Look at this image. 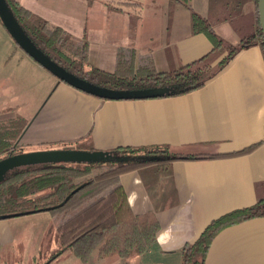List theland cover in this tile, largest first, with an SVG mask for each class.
<instances>
[{
	"label": "crops",
	"instance_id": "0c3cea01",
	"mask_svg": "<svg viewBox=\"0 0 264 264\" xmlns=\"http://www.w3.org/2000/svg\"><path fill=\"white\" fill-rule=\"evenodd\" d=\"M18 1L73 35H86L90 60L106 71H113L120 47L142 54L151 50L155 63L159 54L164 61V67H157L160 71L188 65L214 50L208 35L192 34L191 10L173 0H137L142 6L138 12L128 2ZM255 5V0H190V7L232 45L255 32ZM153 41L159 45L152 47ZM6 58L3 67L12 65V55ZM20 65L40 74L49 87L45 100L25 114L26 106L14 105L18 96L7 95L10 76L0 79V111H14L28 122L18 142L27 152L63 149L76 142L102 152L168 145L183 152L218 154L257 145L236 157L176 161L168 175L151 169L123 174L132 211L153 213L159 225L152 250L131 258L132 263L182 264L181 250L214 220L264 197V56L259 46L239 51L202 88L148 99H101L59 82L30 57L21 56L16 67ZM9 220H0V242L5 245L20 239ZM104 259L123 262L118 256ZM205 264H264V217L222 229Z\"/></svg>",
	"mask_w": 264,
	"mask_h": 264
},
{
	"label": "trees",
	"instance_id": "16d2710c",
	"mask_svg": "<svg viewBox=\"0 0 264 264\" xmlns=\"http://www.w3.org/2000/svg\"><path fill=\"white\" fill-rule=\"evenodd\" d=\"M6 1L26 35L48 58L66 71L112 90H163L164 95L158 97L186 94L202 88L241 50L259 46L264 56L258 0H255L256 30L237 45L225 44L209 20L190 7V0H173L191 10L192 34L208 35L214 50L193 63L170 71L158 70L151 50L142 54L131 47L118 49L113 71L92 66L90 41L86 35H73L39 17L18 0ZM133 1L134 4L132 0H105L110 6L115 2H128L130 9L138 12L142 6L136 3L137 0ZM27 126L28 122L19 115L11 120H0V161L31 152L18 146ZM256 147L253 145L231 154L183 152L168 145L118 148L108 153L128 157L129 161L53 163L16 169L0 182V220L18 214L51 212L57 224L60 248H70L81 263L86 264L97 250L100 259L118 256L122 264H134L131 258L152 250L159 225L153 213L140 215L132 211L121 182L123 174L151 169L168 175L176 161L236 157ZM53 150L95 151L77 142ZM259 217H264V197L253 206L234 210L214 220L195 242L181 250L182 264H205L210 245L222 229Z\"/></svg>",
	"mask_w": 264,
	"mask_h": 264
},
{
	"label": "rangeland",
	"instance_id": "374dc122",
	"mask_svg": "<svg viewBox=\"0 0 264 264\" xmlns=\"http://www.w3.org/2000/svg\"><path fill=\"white\" fill-rule=\"evenodd\" d=\"M253 17L252 13L249 14V18ZM225 44L228 43L225 42ZM157 45L159 43L154 42L152 47ZM11 55L12 65L3 67L7 60L6 57L11 58ZM21 56L29 58L0 23V79L10 76L7 77V81L11 88L7 95L9 97L17 95L18 97L13 100L14 105L26 106L27 110L24 113L30 114L34 107L36 108L39 103L45 100L44 94L48 85L40 74L39 76L34 74V71L28 69L26 65L16 67ZM157 57L156 65L161 69L164 67V61L159 57V54ZM90 64L98 67V63L94 59L90 60ZM9 112L0 111V120H11L17 117L14 111ZM9 221H12V227H16L14 235H18L20 239L10 245L0 242V264H83L74 256L70 248H60L56 232L57 224L51 212L15 217ZM24 237H27L26 240ZM90 258L87 264H115L114 259H99L97 251Z\"/></svg>",
	"mask_w": 264,
	"mask_h": 264
},
{
	"label": "water",
	"instance_id": "95a60500",
	"mask_svg": "<svg viewBox=\"0 0 264 264\" xmlns=\"http://www.w3.org/2000/svg\"><path fill=\"white\" fill-rule=\"evenodd\" d=\"M258 11L259 21L264 37V0H258ZM0 20L8 34L25 54H27L45 70L50 72L58 80L74 87L77 90L106 100L157 98L158 96H162L165 93L163 90L159 89L145 91H120L93 84L83 78L76 76L75 74L66 71L64 68L48 58L26 35L14 17V14L12 13L6 0H0ZM113 160L122 162L129 161V158L102 151L86 152L51 150L24 153L0 161V182L5 180L6 175L11 171L31 166L53 163H97ZM30 214L31 213L7 216L5 219L21 217Z\"/></svg>",
	"mask_w": 264,
	"mask_h": 264
}]
</instances>
